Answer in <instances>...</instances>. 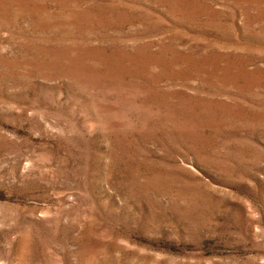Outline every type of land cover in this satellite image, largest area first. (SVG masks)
Listing matches in <instances>:
<instances>
[{
	"label": "rangeland",
	"instance_id": "1",
	"mask_svg": "<svg viewBox=\"0 0 264 264\" xmlns=\"http://www.w3.org/2000/svg\"><path fill=\"white\" fill-rule=\"evenodd\" d=\"M0 264H264V0H0Z\"/></svg>",
	"mask_w": 264,
	"mask_h": 264
}]
</instances>
